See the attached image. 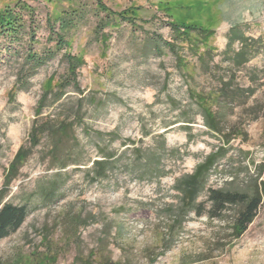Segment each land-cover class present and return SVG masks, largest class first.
<instances>
[{
    "label": "rangeland",
    "instance_id": "374dc122",
    "mask_svg": "<svg viewBox=\"0 0 264 264\" xmlns=\"http://www.w3.org/2000/svg\"><path fill=\"white\" fill-rule=\"evenodd\" d=\"M2 13L0 192L29 214L0 241V264H100L104 250L124 264H264V201L240 238L235 206L173 223L175 180L210 152L207 187L264 183V50L235 74L248 86L260 72L247 103L215 91L231 26L264 38V0H0ZM206 112L239 134L225 144ZM55 127L67 130L57 147Z\"/></svg>",
    "mask_w": 264,
    "mask_h": 264
},
{
    "label": "trees",
    "instance_id": "16d2710c",
    "mask_svg": "<svg viewBox=\"0 0 264 264\" xmlns=\"http://www.w3.org/2000/svg\"><path fill=\"white\" fill-rule=\"evenodd\" d=\"M7 18L6 13L0 14V21L8 20ZM227 39L226 48L220 55L222 61L228 63L227 67L230 74L227 80L220 78V85L215 91L221 102L244 105L263 85L260 82V72L257 67L250 69L247 73L250 81L248 86L238 84L235 74L242 71L247 63L263 52L264 38L262 36L256 38L247 35L242 25L235 23L228 31ZM235 44H238L237 48H235ZM214 55L216 53L211 49H207L200 55L201 63L207 71L211 69L207 59H213ZM204 115L206 125L220 135L225 144H229L235 138V135L239 134L240 128L238 125L235 124L228 130V128L221 125V120L216 116V113L206 112ZM60 130L61 128L57 127L52 129L51 137L54 141V147H57L60 136H66L67 130L63 133ZM103 157L105 159L96 160L93 163V181L107 176L108 165L112 156L105 154ZM219 157H221L220 150L210 152L203 161L197 164L193 172L184 174L175 180L174 189L179 193V202L175 206L178 215L173 219V223L178 220V216L186 217L190 212H194L199 216L207 214L210 218L222 219L226 211L231 206H235L237 207V215L232 228L235 238H240L255 219L264 201V183H256L251 191L207 187L212 169ZM150 162L151 157H147L146 163ZM66 165L67 163H61L60 166L63 168ZM206 190L208 191L207 200L199 201L201 193ZM49 193L51 194V192ZM6 194L0 192V241L18 231L29 214L28 205L5 201ZM52 194H55V192H52ZM105 251L102 253L100 264H124L114 261L110 253Z\"/></svg>",
    "mask_w": 264,
    "mask_h": 264
}]
</instances>
